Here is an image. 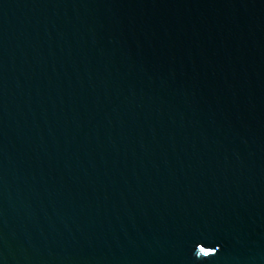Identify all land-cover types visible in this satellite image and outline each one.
I'll return each mask as SVG.
<instances>
[{
	"label": "water",
	"instance_id": "1",
	"mask_svg": "<svg viewBox=\"0 0 264 264\" xmlns=\"http://www.w3.org/2000/svg\"><path fill=\"white\" fill-rule=\"evenodd\" d=\"M0 264H264V0H0Z\"/></svg>",
	"mask_w": 264,
	"mask_h": 264
},
{
	"label": "clouds",
	"instance_id": "2",
	"mask_svg": "<svg viewBox=\"0 0 264 264\" xmlns=\"http://www.w3.org/2000/svg\"><path fill=\"white\" fill-rule=\"evenodd\" d=\"M220 251V246L216 247H205L203 243L198 244L195 251L194 256L198 260H207L211 259L212 257L218 255Z\"/></svg>",
	"mask_w": 264,
	"mask_h": 264
}]
</instances>
